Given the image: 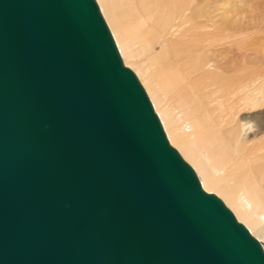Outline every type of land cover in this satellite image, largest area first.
<instances>
[{"label": "water", "instance_id": "95a60500", "mask_svg": "<svg viewBox=\"0 0 264 264\" xmlns=\"http://www.w3.org/2000/svg\"><path fill=\"white\" fill-rule=\"evenodd\" d=\"M0 264H264L169 145L95 0H0Z\"/></svg>", "mask_w": 264, "mask_h": 264}, {"label": "bare ground", "instance_id": "6f19581e", "mask_svg": "<svg viewBox=\"0 0 264 264\" xmlns=\"http://www.w3.org/2000/svg\"><path fill=\"white\" fill-rule=\"evenodd\" d=\"M215 2L228 9L232 3H96L125 64L147 89L168 143L264 251V0L252 4L242 24L211 10Z\"/></svg>", "mask_w": 264, "mask_h": 264}, {"label": "rangeland", "instance_id": "374dc122", "mask_svg": "<svg viewBox=\"0 0 264 264\" xmlns=\"http://www.w3.org/2000/svg\"><path fill=\"white\" fill-rule=\"evenodd\" d=\"M232 1V3L230 4V8L228 9L227 8V6H225L224 5V3L223 2H215V3H213L212 5L213 6H211V10H214L216 7L220 10V11H217V13L218 14H223L224 15V19L227 21V23H229V24H242V22H244V19L246 18V15H247V17H249L250 16V12L252 11V10H254V9H252V4L253 3H256V2H261V0H231ZM97 2V0L95 1V3ZM217 3V4H216ZM219 3V4H218ZM261 4V3H260ZM96 5H97V7H99L98 8V10L100 9V6H99V4L98 3H96ZM212 7H214V8H212ZM227 10H229V12H226V13H224L225 11H227ZM236 11V12H235ZM99 12H101V9L99 10ZM248 12V13H247ZM256 13H258L257 11H256ZM100 14H102V12L100 13ZM238 14V15H237ZM253 14V13H252ZM245 15V16H244ZM103 16V14L101 15V17ZM243 17V18H242ZM104 18V16L102 17V19ZM227 18V19H226ZM241 19H242V21H241ZM105 20V18L103 19V21ZM240 21H241V23H240ZM106 22V20L104 21V23ZM107 24V25H106ZM105 25H106V27L108 26V23L106 22L105 23ZM109 28V29H108ZM107 29H108V31H109V33H110V35H112L111 37H113L112 38V40H113V42H114V44H116L115 46H117L116 47V49H117V51H119L118 52V54H119V57H120V59H121V61H123L122 63H124L123 65L126 67V68H128L133 74H134V76L136 77V79H137V81H138V83L140 84V86L142 87V89H143V91H144V93H145V95H146V97L148 98V101L149 102H151L150 103V105H151V107L153 106V103H152V101H151V99H150V96H149V94H148V92H147V89L145 88V86H143V83L141 82V80H140V78H139V76H138V74H137V72L134 70V69H132V68H130V67H128L126 64H125V60H123V56H122V54H121V52H120V49H119V47H118V45H117V42H116V40H115V38H114V35H113V33H112V31H111V29H110V27L108 26L107 27ZM262 31H264V22H263V26H262ZM152 109H154V106L152 107ZM155 111V109L153 110V112ZM262 111H264V110H262ZM156 113V111L154 112V114ZM157 114V113H156ZM155 114V115H156ZM156 116H158V114L156 115ZM157 118H159V116L157 117ZM160 120V118L158 119V121ZM161 122V120L159 121V123ZM160 125H162L161 127H163V124H162V122H161V124ZM162 130H164L163 131V133L165 132V129H164V127H163V129ZM166 134V132L164 133V135ZM166 136H167V134H166ZM165 136V137H166ZM168 139V137L166 138V140ZM168 141H169V139H168ZM170 143V142H169ZM170 145V144H169ZM171 147H172V145H170ZM173 148V147H172ZM174 150H176V152L178 151L175 147L173 148ZM179 152V151H178ZM177 152V153H178ZM178 154H180V153H178ZM181 155V154H180ZM179 155V156H180ZM180 157H182V155L180 156ZM183 158V157H182ZM184 159V158H183ZM182 159V160H183ZM185 160V159H184ZM183 160V161H184ZM185 163H186V160L184 161ZM187 165L189 164L188 162L186 163ZM191 169H192V171L194 172V174L195 175H197L196 177H198V179H199V181H200V177H199V175H198V173L196 172V170L189 164L188 165ZM201 182V181H200ZM202 185V184H201ZM212 194H214V193H212ZM215 195V194H214ZM217 196V195H216ZM217 198H218V196H217ZM219 199V198H218ZM220 200V199H219ZM222 200V199H221ZM220 200V201H221ZM223 201V200H222ZM221 201V202H222ZM223 203V205L225 204L224 203V201L222 202ZM227 209L229 208V207H227L226 206V204L224 205ZM230 212H232L231 211V209L229 208L228 209ZM233 213V212H232ZM231 213V214H232ZM232 215H234V213L232 214ZM235 216V215H234ZM236 218V217H235ZM241 224V223H240ZM244 225V224H243ZM245 226V225H244ZM245 228V227H244ZM259 241V240H258ZM262 245H263V243L261 242V241H259ZM264 247V246H263Z\"/></svg>", "mask_w": 264, "mask_h": 264}]
</instances>
